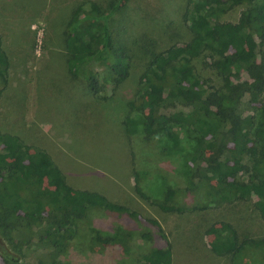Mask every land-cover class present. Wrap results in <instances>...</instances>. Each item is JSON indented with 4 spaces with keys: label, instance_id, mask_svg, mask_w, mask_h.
I'll use <instances>...</instances> for the list:
<instances>
[{
    "label": "rangeland",
    "instance_id": "obj_1",
    "mask_svg": "<svg viewBox=\"0 0 264 264\" xmlns=\"http://www.w3.org/2000/svg\"><path fill=\"white\" fill-rule=\"evenodd\" d=\"M89 2L97 3L106 16L118 53L124 49L132 57V73L119 87L108 75V63L95 62L98 93L68 67L70 23L78 7ZM249 8L264 10V0L244 2L219 18L237 22ZM186 11L187 0H0V33L11 59L8 75L0 76V130L47 150L72 186L101 192L128 211L115 215L90 210L76 222V234L59 256L60 264H141V254L155 244L172 245L173 264H231L209 245V227L220 220L233 222L242 236L264 237V221L253 200L186 213L166 212L154 202L164 200L169 188L177 202L188 207L196 198L205 206L209 198L206 187L188 192L187 160L196 145L193 136L209 135L215 121L202 114L195 129L174 124L148 140L142 112L129 104L154 55L192 37ZM211 63L207 56L192 64L201 77L219 85ZM189 64L183 59L175 68L184 70ZM242 107L255 113L256 132L264 130V108H252L247 98ZM181 109L186 108L171 104L164 111ZM226 151L222 146L221 154ZM6 187L29 195L16 182L7 181ZM152 219L160 222L165 237ZM96 231L111 237L122 231L132 234L119 244L102 245L93 240ZM33 233L20 222L8 225L0 218V262L46 261L42 251L28 243ZM248 252L255 263L264 264V248L250 245Z\"/></svg>",
    "mask_w": 264,
    "mask_h": 264
},
{
    "label": "trees",
    "instance_id": "obj_2",
    "mask_svg": "<svg viewBox=\"0 0 264 264\" xmlns=\"http://www.w3.org/2000/svg\"><path fill=\"white\" fill-rule=\"evenodd\" d=\"M254 1L187 0L184 15L192 37L155 54L140 76L139 88L129 104L144 116L146 139L174 124L195 129L202 114L215 121L209 135L193 136L196 145L187 160L188 192L196 194L197 187H206L207 205H200L197 198L192 207L180 204L175 191L169 188L164 200L154 201L166 212L186 213L253 200L264 221V144L259 145V139L264 140V130L256 132L255 113H247L242 107L247 98L252 108H264V10L245 9L237 22L219 18L222 12ZM70 26L67 46L72 75L87 80L95 93L101 87L94 68L97 60L108 63V75L115 86L130 77L132 57L124 49L118 53L106 16L97 3L80 5ZM207 56L217 71L219 85L201 77L192 64ZM183 59L190 64L177 70L175 65ZM10 66L0 33V76L8 75ZM171 104H181L186 109L165 112ZM222 146L227 148L224 155L220 152ZM7 181L20 184L29 195L10 190ZM137 191L148 198L139 186ZM95 208L115 215L128 213L101 192L69 184L47 150L30 145L20 135L0 130V218L8 225L20 222L34 230L28 243L48 258L40 259L38 264H60L59 256L76 234V222ZM151 222L165 237L160 222ZM209 232L213 236L209 245L216 255L227 257L231 264H258L248 247L264 248V237L242 236L228 220L212 223ZM131 234L122 231L111 237L96 231L93 240L102 245L119 244ZM140 258L141 264H173L172 245L155 244Z\"/></svg>",
    "mask_w": 264,
    "mask_h": 264
}]
</instances>
